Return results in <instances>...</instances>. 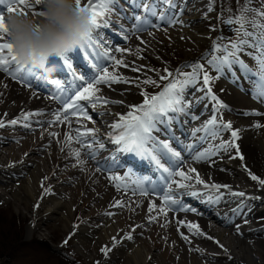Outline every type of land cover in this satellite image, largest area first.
Listing matches in <instances>:
<instances>
[{"label":"bare ground","instance_id":"6f19581e","mask_svg":"<svg viewBox=\"0 0 264 264\" xmlns=\"http://www.w3.org/2000/svg\"><path fill=\"white\" fill-rule=\"evenodd\" d=\"M183 1L184 6H181ZM173 2L176 7L163 3V0H118L111 15L106 17L110 21L108 27L117 23V19L123 22L120 17H124V21L132 28L134 15L146 18L150 22L148 27H151L147 36L125 32L132 45L136 44L148 53L154 52L155 45L146 40V37L164 38L167 41L177 37L172 35L173 29L182 36L188 32L184 26L197 23V16L192 14L199 11L198 0ZM145 4L150 5L156 15L144 11ZM127 5H131L132 9L129 10ZM185 5H189V8L183 9ZM17 9L24 11L19 6ZM178 10L181 11L177 13ZM0 11L3 9L0 8ZM140 25L142 29H146L142 21ZM198 30L195 27L188 35L199 39ZM217 45L221 47V51L216 53L224 55L223 47L227 45L221 42L211 43V51H215ZM239 57L246 61V55ZM115 58L125 63L129 57L120 55ZM105 62L109 75L118 71L124 79L133 78V74H137L136 79L144 77L143 68L133 60L129 64L136 66L135 68L115 64L111 58ZM118 66L125 70H117ZM53 67L56 66L51 65L47 69ZM98 74L99 71L88 82H92L99 91L91 101L77 102L91 119L76 109H68L69 118L65 120V103L70 102V97L74 99L76 91L87 87L86 82H75L70 92L56 93L50 97L38 92L45 87L38 80L32 79L29 84L31 90H28L24 81L12 79L7 73L0 72V121L5 123L0 128V191L13 193L18 205L30 206L32 221L29 230L33 231L39 221L55 219L72 237H81L79 243H82V249L88 248L91 251L89 261H95L98 255L102 256L103 260L96 264H106L108 259L111 262L107 264H231V260L245 264H264V251L260 250L263 248V239L259 234L264 226L256 228L259 221L264 223V186L249 175L251 173L264 179V102L254 99L250 94L253 79L251 74L241 72L238 65H233L231 70L224 66L223 71H219V78L212 79L209 85H204L203 88L189 85L186 88L184 101L187 107L183 113L176 114L171 124L179 126L183 140L190 141L193 149L200 148L199 152H202L212 148L215 155L197 161L181 148L185 143L173 136L168 123L158 125L157 134L160 139L172 140L174 150L181 153L179 160L175 157L170 160L169 154L165 152L162 159L171 164L167 163L170 169L183 171L191 179L169 177L148 158L137 160L155 178L150 184L141 186L148 192L147 195H141L138 187L110 179L116 172L114 169H117L111 165L116 157H132L130 153H118V146L110 142L109 136L118 132L112 125L120 120L121 115L132 110L130 106L134 104L131 100L141 96L140 87L138 90L128 88L126 85H129V81L95 84L94 77ZM208 87H211L212 94L226 107H218L206 95ZM236 88H240L249 98L245 99L243 95L237 94ZM96 97L100 99L97 100ZM104 100L120 103L105 104ZM221 108L233 113L234 119H223L218 112ZM74 110L77 115H71ZM253 111L262 115L255 118L245 115ZM29 113L32 115L25 120L24 115ZM57 114L61 117L59 121L56 120ZM213 116L217 117V124L210 126L209 131H204V125ZM245 116L248 118H245L244 123H238ZM183 117L196 125L187 129L181 120ZM12 120H17V124L12 125ZM221 123H231L232 129L224 130L220 127ZM257 123L261 127H255ZM197 129L201 131H196ZM89 130H95V139L105 145L104 149H99L97 144L92 143L93 133ZM234 130L245 134L244 138L238 136V139H234L231 135ZM78 131L83 134L82 143H92L91 150L96 152L95 159L89 156L90 149L77 143ZM212 131L217 133L215 139L211 137ZM240 140L242 145L249 146L246 149L241 147ZM221 144H224V148H219ZM76 151L80 153L78 159ZM98 167L100 171L96 170ZM189 169L195 171L190 172ZM50 179L56 180L54 184L49 183ZM197 179L203 183H197ZM162 181L166 188L161 187ZM176 182L183 183L186 187L180 188ZM117 184L120 185L119 189ZM212 185L220 187L217 189ZM46 187H50L52 191L46 192ZM193 191L198 195L192 196L190 193ZM169 192L179 204L169 206L165 202L164 195ZM240 192L245 195L233 194ZM209 196L219 197V201H209ZM118 201L122 206H115ZM259 205L261 207L257 209ZM185 208H192L194 211H185ZM75 218L83 220V223L75 225ZM94 220L101 222L99 229L97 226H90ZM211 220L214 221V227L209 222ZM248 222L254 228H248ZM236 223L244 227L236 226ZM188 225L198 226L204 235H196L197 229L189 228ZM128 236L131 239H127ZM209 236L213 239L209 240ZM104 248L109 251L102 252L101 249ZM82 249L79 248V251ZM154 249L159 257L152 252ZM232 252L234 256L231 255ZM195 256L199 259H195ZM121 257L124 260L118 263L117 259Z\"/></svg>","mask_w":264,"mask_h":264},{"label":"snow or ice","instance_id":"6c2138e0","mask_svg":"<svg viewBox=\"0 0 264 264\" xmlns=\"http://www.w3.org/2000/svg\"><path fill=\"white\" fill-rule=\"evenodd\" d=\"M163 3L176 7L173 0H163ZM118 0H85L82 3V0H76V5L78 10L87 11L90 14L89 20L91 24V31L88 34L86 42L78 47H74L70 51H68L62 57H53L49 60V66L55 65L57 67L58 73L64 72L65 76H67L72 68L73 61L76 55H80L83 60L84 54L87 53L89 57L92 56V53L89 49L95 48L97 46V41L99 39V31L98 29L108 27L110 21L106 18L110 16L112 10L117 6ZM252 0H245V3L240 7L239 13L235 15L234 18H230L227 23L229 24H237L239 27L236 29L238 35L242 34L246 39H240L238 42H232L230 46H224L223 57H213L208 63L217 68L218 71H223L224 66H227L229 70H231L233 65H238L239 70L245 74H251L252 78L255 80V84L253 86V90L251 91V95L254 99L261 100L264 102V0H261V6L259 8H254L251 6ZM17 6L24 9L23 14L28 15L29 12L33 16L39 17L42 16L43 13L39 7V0H0V8L3 11H0V72L7 73L12 79H17L24 81L28 84L31 83L32 79L39 80L43 77L47 71V68L41 71L38 76L36 72L33 71L29 66L23 64L17 55L14 52L13 45L8 39V30L4 23L5 15L8 13L16 12ZM144 11L151 12L152 15H156L155 10L150 5H143ZM251 13V15H249ZM164 19V16L160 17ZM137 20H140V17H137ZM143 24H147L148 21H143ZM246 25L250 26L253 31H248L245 27ZM140 30V29H138ZM247 38H250L247 39ZM102 43V41H101ZM244 45H248L251 48L256 50V55L253 56V59L257 65V71L254 73L253 69L248 66L244 62V60L240 59L239 53L243 51ZM229 47L231 50H229ZM215 51H221V47L217 45L214 49ZM116 51H124V49H116ZM99 54V53H98ZM107 55V54H106ZM251 55V53H249ZM115 64H122L123 61L117 60L115 56L110 57ZM87 66V65H86ZM97 67V65L93 64L88 68L89 71H92V68ZM193 71L191 73H182L179 70L176 73V76L173 77L171 72H167V76H161V80H166L168 77H172L171 80L163 87V89L155 95L149 96L147 92H143L144 96L143 103L140 105H132L131 111H129L126 115H121L120 120L112 125L113 129L118 130L115 135H110L109 140L111 143L117 145V152L124 153H132L133 159L137 157L140 158H148L150 161L154 162L156 166L161 168L164 173H167L169 177L171 176H181L184 179H191L185 175L183 171H176L175 169H170L168 167H164L161 163V156L163 152L170 154L172 157H175L177 160L180 159L181 153L179 151H175L174 148L166 141V140H157V138L153 135L154 132L159 131L158 125L168 123L171 124L172 121L176 118V114L183 113L187 105L184 101V93L186 88L189 85H194L199 79H201L200 73L203 72L202 80L205 86L209 85L210 81L213 79L207 72L203 71V65L194 64L192 65ZM134 71L136 69H133ZM97 77H94L95 84L100 83H127L123 77H118L116 75H109L107 72V68H100ZM74 75V73H73ZM235 76V73H232ZM183 77V79H179V77ZM78 79L84 80V77L81 76ZM52 84H55L59 89L61 85L57 80H52ZM87 87L78 90L74 93V99L69 98L70 102L65 103L64 105V119L68 120V109H76L80 114L87 116V113L84 112L83 107L80 106L78 101H91L93 96L99 89L94 88L92 82H86ZM144 84H152L156 85L157 82L152 79H145L143 81ZM159 87V85H157ZM7 87V85H5ZM91 89V91H90ZM207 93L210 96L211 100L214 101L218 107H226L221 104V102L217 99L215 95L212 94L211 87L207 88ZM97 100L100 97H96ZM105 104L107 103H120V101H103ZM218 110V109H217ZM32 115L31 113L25 114L24 119L27 120L28 116ZM71 115H77V111H73ZM245 115H262L259 112H249L245 113ZM88 119H91L90 116H87ZM61 119L60 115H56V120L59 121ZM12 125L17 124V120L10 121ZM217 124V117L213 116L211 120L208 121L206 125H204L203 130L209 131L210 126ZM5 123L0 121V128H3ZM27 127L28 125H24ZM255 127H261L259 123L254 125ZM221 128L224 130L232 129L231 123H221ZM196 131H201V129H197ZM89 132L93 133L92 143L98 145L99 149H104L105 145L100 143L95 139L94 132L95 130H89ZM54 135V134H53ZM231 135L234 139H238V131L234 130L231 132ZM83 134H77V143H81L82 147H87L90 149L89 156L92 159H95L96 152L92 151V143L84 144L82 143ZM217 133L215 131L211 132V137L215 139ZM231 146V144H229ZM191 145H189V148ZM219 148H224V144L219 145ZM159 150H163L158 151ZM218 150V149H217ZM212 155H215V152L212 148H209L205 151L199 152L198 155L194 157L197 161L204 160ZM75 156L77 159L80 156L79 151L75 152ZM115 159V158H113ZM167 162V161H166ZM83 163V161H81ZM128 167V166H126ZM100 171L101 169L98 167L96 169ZM134 171L133 168H128L129 175ZM190 172H194L195 169H189ZM253 180H258L259 183L264 186V179H260L259 177L252 175L249 173ZM110 179L119 180V177H110ZM138 184H143L144 181H137ZM178 187L184 188L186 185L183 183L176 182ZM197 183H203L197 179ZM117 189L120 188V185H116ZM213 188H219L220 185H212ZM227 187V186H225ZM141 195H147L148 192L144 189L140 190ZM192 196H197L198 193L193 191L190 193ZM234 195L244 196L243 192L233 193ZM209 201L218 202L219 197H208ZM164 200L171 205L179 204L180 202L173 198L171 192L166 193L164 195ZM117 207L122 206L118 201L115 205ZM151 211V208L149 209ZM163 210V209H162ZM185 211H194L192 208H185ZM111 215V213H109ZM182 223V222H180ZM189 228L195 227L197 229L196 235H204L196 225H188ZM239 231V227H237ZM187 239V237H184ZM209 240L213 239L212 237H207ZM127 239H131V236H128ZM67 243V240H65ZM218 243V241H217ZM222 247V246H221ZM102 252L109 251L108 248L101 249Z\"/></svg>","mask_w":264,"mask_h":264},{"label":"rangeland","instance_id":"374dc122","mask_svg":"<svg viewBox=\"0 0 264 264\" xmlns=\"http://www.w3.org/2000/svg\"><path fill=\"white\" fill-rule=\"evenodd\" d=\"M206 1L207 2H205V0H198L199 11L197 12V14H192L194 16H197V23L195 25L190 24L184 26V28L186 27L188 29L187 34L179 36L177 30L173 29L172 35H176L177 37L172 38L171 36H169L172 39H168L167 41L164 38L161 39L155 37L156 40H154L153 37H146V40L152 42L155 45L154 52L148 53L145 49L138 47L136 44H134V46L131 43H129L124 51L121 52L123 53V55L129 57L128 61L122 63V65H125V67L127 68H135L136 66L129 64V61L133 60V62L140 64L144 71L145 78L143 77V79H136L137 74H133V78H127L124 76L125 80L129 81V85H126L128 88H131L132 90H138L140 87L141 91L139 93L141 96H138L136 100H131L134 105H140L141 103H143V92H147L149 96L154 95L160 90V88H163L169 82V80H171L170 77H168V79L166 80L160 79L161 76H167V72H165V69H167L168 72H171L173 74V77H175L178 70L182 73H191L193 71L192 65L200 64L203 65V71L207 72L208 75H210L213 79L219 78V71L216 70L217 68L209 64L208 62L212 60L213 57H223V55H217L215 53L216 51H211V43L213 45V43L217 44L219 42H222L227 46H230L232 42H238L242 38L246 39L242 34H237L236 29L239 27V25L227 23L230 18H234L235 15L239 13V7H237V9L235 6L236 3H240L243 5L245 3V0ZM207 3L210 5L211 9ZM251 6L254 8H259L261 6V0H252ZM249 15H251V13H249ZM195 27H198L199 29L197 31L198 36L200 37L199 39L188 35V33H192V30ZM246 28L248 31H253V29L250 26L248 27V25ZM148 38L152 39L149 40ZM247 39L250 40V38ZM178 42L179 44H177ZM245 49L247 50L245 54L247 55L250 63L249 67L252 68L253 72L255 73L257 71V65L255 60L253 59V56L256 55V50L249 47L248 45H246ZM249 53H251V55H249ZM122 69L125 70L123 67H117V70ZM113 75L121 77L118 71ZM202 75L203 72L200 73L201 79H199L195 83L196 87L202 86ZM145 79H152L156 81L157 84H144L143 81ZM179 79H183V77L181 76L179 77ZM254 84L255 83H253L252 85L254 86ZM157 85H159V87ZM236 91L240 93L237 94L243 95L245 99L249 98V96L245 95V93L241 91V89L236 88ZM229 116L231 117V119H234L231 114H229ZM245 118L248 117H241L238 120V123H244ZM243 136H245V134L239 132V137L241 139L244 138ZM248 146L249 145H247L246 147ZM241 147L246 149V147L242 145V141ZM44 177H46V175H44ZM121 180H123L122 177H120L119 180L115 179V182ZM54 181L56 180L50 179L49 183H51L52 185ZM45 191L51 192L52 190L50 187H46ZM15 203L16 201L14 199L13 193H8L4 190L0 191V264H96L97 261L100 262V260L102 259L101 255L96 256V259H94L95 261H89L88 256L91 251L88 248L82 249L83 245H81L82 243H79L81 237H72L69 232H65V230L62 229L61 225L57 223L55 219L50 218L49 221H39V225H37V227L33 231H30L29 229L32 221V210L30 209V206H27V204L18 205L17 203ZM260 207V205L257 206V209ZM249 208L251 207L249 206ZM77 212H79V210H77ZM84 215L87 214L84 213ZM76 216L77 213L75 214V217ZM82 221L83 220H77L75 218L73 223L75 222L74 224L77 225L83 223ZM96 221L97 220H94L90 224V226H97V228L99 229V225L101 224V222L97 221L96 223ZM209 222L212 227H214L212 223L214 221L211 220ZM258 223L259 224L256 227L257 229H260L262 226H264V223L262 224L260 221ZM259 234L263 239V243L261 244L263 248H261L260 250L264 251V228L259 230ZM15 239H17L18 243H16L14 246H9L11 247V250H9V247L6 248L7 243ZM65 240H67V243H65ZM79 248L82 250L79 251ZM5 251L13 252L15 255H11L12 257H8L9 253L4 254ZM152 252L157 257H159L158 252L155 249L152 250ZM58 253H63L64 255H71L72 257H75L76 263H74L69 258L68 261L60 257ZM214 253L215 252H209V254ZM231 255L234 256L235 254H233L232 252ZM107 257L111 258L110 255H107ZM196 258L197 260L199 259L197 256H195V259ZM108 260L109 261L107 263H110L111 259ZM117 260L118 263H120L124 260V258L121 257ZM178 261L179 259L177 260V262ZM210 261L213 262L214 260ZM231 261V264H245L238 260Z\"/></svg>","mask_w":264,"mask_h":264},{"label":"clouds","instance_id":"9594fccd","mask_svg":"<svg viewBox=\"0 0 264 264\" xmlns=\"http://www.w3.org/2000/svg\"><path fill=\"white\" fill-rule=\"evenodd\" d=\"M42 16L19 11L5 15L8 39L19 60L33 70H44L53 57L83 45L91 31L90 14L76 0H39Z\"/></svg>","mask_w":264,"mask_h":264},{"label":"trees","instance_id":"16d2710c","mask_svg":"<svg viewBox=\"0 0 264 264\" xmlns=\"http://www.w3.org/2000/svg\"><path fill=\"white\" fill-rule=\"evenodd\" d=\"M20 239H21V238H20ZM19 242H20V241H19ZM16 243H18V242H17V239L12 240V241H10L9 243H7L6 248L9 247V246H14ZM20 244H22V243H20ZM9 250H11V247H9ZM5 253H7V254L9 253V254H8V257H12L11 255H13V256L15 255L13 252H10V251H8V252L5 251L4 254H5Z\"/></svg>","mask_w":264,"mask_h":264}]
</instances>
